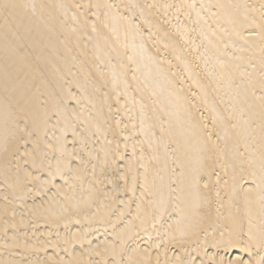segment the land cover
I'll return each mask as SVG.
<instances>
[{"label": "bare ground", "instance_id": "6f19581e", "mask_svg": "<svg viewBox=\"0 0 264 264\" xmlns=\"http://www.w3.org/2000/svg\"><path fill=\"white\" fill-rule=\"evenodd\" d=\"M0 264H264V0H0Z\"/></svg>", "mask_w": 264, "mask_h": 264}]
</instances>
